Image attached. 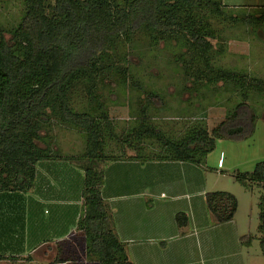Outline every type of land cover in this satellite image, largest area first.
<instances>
[{
    "label": "trees",
    "instance_id": "16d2710c",
    "mask_svg": "<svg viewBox=\"0 0 264 264\" xmlns=\"http://www.w3.org/2000/svg\"><path fill=\"white\" fill-rule=\"evenodd\" d=\"M23 5L16 27L6 31L0 26V192H29L36 164L60 156L49 143L57 124L86 133V153L70 157L84 171L82 214L75 232L63 242L64 249L57 245V256L49 264H77V252L83 246L90 263L132 264L114 234L101 196L105 164L129 158L202 166L217 140L237 142L253 135L256 117L246 103L249 95L243 96V103L229 111L211 134L207 126L195 121L193 126L172 122L180 124L183 133L171 122L153 126L147 118L134 119L131 128L123 126L119 133L113 120L75 110L70 98L80 87L88 103H97V83L115 65L113 44L145 27L160 33L185 31L199 54H208L210 20L204 23L197 19L199 26L195 28L190 10L208 16L209 12H222L223 6L215 0H23ZM260 11L258 19L264 20V8ZM184 14L187 25L181 20ZM221 74L222 80L240 85L239 89L264 93L262 79L229 69ZM152 138L165 153H152ZM110 141L118 146L112 149ZM227 174L245 189L261 191L258 229L264 257V162L256 163L251 172ZM205 203L214 225L231 221L238 206L237 199L226 192L206 193ZM175 222L182 228L188 218L178 213ZM79 231L84 241L77 246L70 238ZM9 259L17 258L0 255V263Z\"/></svg>",
    "mask_w": 264,
    "mask_h": 264
},
{
    "label": "rangeland",
    "instance_id": "374dc122",
    "mask_svg": "<svg viewBox=\"0 0 264 264\" xmlns=\"http://www.w3.org/2000/svg\"><path fill=\"white\" fill-rule=\"evenodd\" d=\"M23 12V0H0L1 28L9 31L16 27ZM190 12L195 18L192 22L195 28L199 26V20L204 23L210 20L212 34L208 37V54H199L185 31L160 33L153 27H145L137 34L119 38L113 44L111 55L115 58V65L97 83V103H88L80 87L75 89L76 93L71 96L70 102L75 110H86L94 118L107 116L118 125L116 132L119 133L123 132V126L131 128L134 119L147 118L151 120V125L185 121L187 125L193 126L198 122L199 126H207L211 134L226 112L243 103L244 95H249L246 103L253 108L256 117L253 135L237 142L217 140L214 151L208 154V161L205 160L199 168H202L203 185L207 189H211V192H226L237 199L234 220L243 231L239 243L243 250L241 255L247 259L246 264H264L258 229L261 191L256 187L251 191L245 189L226 172H251L256 163L264 162V93L257 89L251 92L249 88L239 89L237 86L240 85L222 80L221 74L222 70L232 68L264 79V38L260 36V33L264 36V22L259 26L260 33H256V28L248 30V23L242 24L246 17H257L261 11L209 12V19L206 14L195 10ZM186 14L181 18L182 21L186 20ZM184 23L187 25V22ZM171 126L183 132L180 124L177 126L172 123ZM50 134V148L55 155L76 157L87 151L86 133L82 131L57 124ZM130 137L134 139L135 135ZM117 146L116 141H110L112 149ZM149 146L153 154L165 153L156 138L149 141ZM126 154L132 152L126 150ZM68 161H71L70 158ZM215 168L219 175L214 174ZM45 209L47 213L48 208ZM28 227L30 232L29 228L23 226L15 228L14 236L6 228L0 239L3 246L13 244V239L17 248L23 245L26 250L27 243H30L27 240L31 233L30 219ZM70 241L80 246L84 241L83 233L79 231ZM85 254L84 246L80 247L77 264H96L88 262ZM232 257L235 255L232 254ZM49 259L50 256L40 259L32 255L30 261L17 258L0 264H48Z\"/></svg>",
    "mask_w": 264,
    "mask_h": 264
},
{
    "label": "crops",
    "instance_id": "0c3cea01",
    "mask_svg": "<svg viewBox=\"0 0 264 264\" xmlns=\"http://www.w3.org/2000/svg\"><path fill=\"white\" fill-rule=\"evenodd\" d=\"M215 1L223 6L222 10L260 11L264 8V0ZM263 22L258 16L242 20V24L248 23V30L256 28V33H260L259 26ZM260 36L264 38L261 33ZM69 158L60 155L39 161L27 193L0 192V239L6 228L14 236L15 228H29L31 220V233L27 238L30 243L26 250L23 245L17 248L13 239V244L6 246L0 240V255L22 259H31L32 255L40 259L50 256L49 264L57 256V245L63 246L75 232L83 210L84 171L68 161ZM200 168L191 162L129 158L106 165L101 196L109 209L114 234L124 245L126 257L132 264H246L239 243L243 231L234 220L236 216L227 223L212 224L205 203V195L211 189L203 185ZM213 170L219 175L217 168ZM45 208H48L47 213ZM178 213L187 216L185 227L176 225Z\"/></svg>",
    "mask_w": 264,
    "mask_h": 264
}]
</instances>
